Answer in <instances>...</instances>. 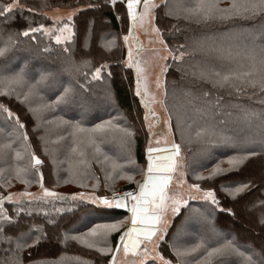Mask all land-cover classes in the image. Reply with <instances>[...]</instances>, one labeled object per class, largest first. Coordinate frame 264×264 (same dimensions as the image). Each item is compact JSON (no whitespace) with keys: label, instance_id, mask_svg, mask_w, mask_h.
Masks as SVG:
<instances>
[{"label":"trees","instance_id":"trees-1","mask_svg":"<svg viewBox=\"0 0 264 264\" xmlns=\"http://www.w3.org/2000/svg\"><path fill=\"white\" fill-rule=\"evenodd\" d=\"M13 2L0 0V6ZM193 2L162 0L155 9V24L171 52L163 102L187 180L202 189H212L219 207L204 199H190L174 218L159 252L177 264L174 247L187 248L201 241L211 247L231 241L260 264L264 260V224L260 223L264 213L260 205L264 202V91L246 81L264 78V16L250 20L185 19V9ZM207 2L227 9L233 0ZM15 3L18 7L0 17V48L5 49L0 55V194L17 190L33 193L43 187L58 195L45 196L42 192L28 198L4 199L0 213L18 223L9 227L0 221V229L12 237L27 233L23 239L29 244L40 234L37 228L44 236L22 251L15 249L14 243L0 241V264H109L125 227L108 230L105 226L127 220L128 212L114 205L72 199L71 192L113 194L114 182L107 177L110 170L126 167L130 160L136 167L146 162L149 133L144 104L135 92L136 72L124 63L123 36L130 26L126 5L121 0H116L114 7L109 0ZM54 9L68 11L62 18H54ZM169 10L172 15L166 14ZM65 24L71 29V37L60 38L58 43L56 37L64 35ZM40 25L41 31L21 34ZM180 45L179 51L186 55L174 61L172 56ZM98 67L101 71L96 76ZM21 70L23 79L17 81ZM201 71L207 79L200 76ZM228 71L251 75L245 82L233 79L223 86L213 82L215 72ZM42 72L52 75L31 88ZM65 86L73 89L70 101L54 104ZM81 103L87 112H76ZM105 104L110 108L99 110ZM250 113L256 115H246ZM241 118L259 126L263 134L238 137ZM97 124L102 127L97 129ZM77 126L82 131H77ZM200 129L205 132L197 136ZM245 150L258 154L228 170V159ZM33 155L42 163L37 165ZM157 157L168 156L155 155L154 163L166 162ZM217 165L227 171L209 179ZM200 176L204 179L197 178ZM248 182L250 188L235 198L224 191ZM222 209H231V213ZM93 229L95 236L91 235ZM184 229L187 233L179 236ZM82 236L85 243L79 239ZM101 248L111 251L101 252ZM198 259L193 254L181 264H195ZM144 264L161 263L149 259ZM219 264H244V260L230 255Z\"/></svg>","mask_w":264,"mask_h":264},{"label":"snow or ice","instance_id":"snow-or-ice-1","mask_svg":"<svg viewBox=\"0 0 264 264\" xmlns=\"http://www.w3.org/2000/svg\"><path fill=\"white\" fill-rule=\"evenodd\" d=\"M110 2L114 5L116 3V0H110ZM143 4V13L141 14V22H144L146 18L149 19V22L154 17L151 16V9L158 7L155 3L152 2V0H126V7H127V13L128 16L135 21L137 19L136 15V7L139 4ZM18 7V5L15 3V0L13 3H9L7 5L0 6V17H4L5 13H10V11L14 8ZM22 7V6H20ZM186 16L185 19L189 18H197L200 21H207L209 19H218V20H229V19H242V20H250L255 19L257 16H264V0H233V3L230 8L224 9L219 8L217 4L207 2V0H194V2L191 4L190 7H187L185 9ZM167 15H172L171 11L169 10ZM71 15H69L68 19L71 20ZM68 25L65 24L64 28H67ZM43 29V25H40L37 28H31L29 27L27 30L23 31L21 34L23 36H28L30 32H38ZM154 31L159 32V28H153ZM63 31V29H61ZM35 39V37H33ZM125 40H127V36L124 37ZM57 42H60V37H56ZM183 45L178 46L176 49V54L172 56V59L174 61L180 60L184 55H186L185 52H180L179 48H182ZM67 51V49H65ZM5 52L4 48H0V55H3ZM131 55V53H129ZM86 63V62H85ZM261 63H264V56L261 57ZM103 67V66H101ZM101 71V68L98 67L95 70V75L98 76ZM138 72L141 70L138 68ZM162 71H167L166 68L162 69ZM52 73L50 72H42L39 75V78L35 81L33 85H31V88H35L36 85H39L41 82L48 79L49 76H51ZM216 79L213 81L215 84H218L220 86H223L225 84H231L233 79L240 80L241 82H245V78L249 77L251 75L250 72H215L214 73ZM200 76L207 79L206 74L201 71ZM15 79L17 81L23 79V70H21L19 73L16 74ZM247 84L250 86H257L259 85L260 89L264 91V78H262L260 81L254 80V79H248ZM159 83V81H158ZM234 86V85H232ZM240 89L237 88V91ZM73 94V89L71 87L65 86L63 87V91L59 93L55 97L54 104L59 103H68L71 99V96ZM137 95H140L139 87L137 88ZM207 95V93H205ZM143 102V101H142ZM0 107H3L0 105ZM5 111H7L5 109ZM13 115L9 112V116ZM246 115L255 116L256 113H250ZM147 119V116L145 117ZM17 123H19L17 118ZM107 123V122H106ZM21 128L24 126L22 124L19 125ZM102 125L97 124L96 128L100 129ZM77 131H82L77 126ZM205 132V129H200L196 135L199 136L202 133ZM26 138V134H25ZM231 138H226V140H230ZM172 148L175 150L172 155L168 157H157V160L163 159L166 161L165 163H154L153 157L149 155L148 160V169L147 172L150 174L153 171H163V172H169L174 171L176 166L178 165V161L174 159L173 157H178L180 153V146L178 144H173ZM153 151H156V149H153L151 147L148 148V152L152 153ZM258 153L251 150H245L243 153L230 157L227 161L230 168L228 170H231V168H238L239 166L243 165L245 161L251 157L255 156ZM32 159L35 161L37 165L41 164L42 161L36 157L32 156ZM227 171L225 169L220 168L219 165H217L212 172L209 173L208 178L211 179L215 175ZM198 179H204V177L200 176L197 177ZM168 177L160 178V182H157L156 178H154L151 175H146V178L144 180V183L140 185V190L137 195H133L131 192L125 193L122 197H116L113 200L108 199L104 196L99 197H90L91 203L93 205H103L107 207H112L115 205L116 207H128L127 204L124 203V201L128 198L131 199L134 203L131 204V207H129V211L132 213L131 216V222L133 225H136L137 223L146 225V227L141 229H136L135 227L129 228L126 230L124 234L120 236V241L124 243V252L127 254L129 251H135L136 248L139 247V240H131V234L133 232H138L140 235L144 236V238L151 242L153 236L156 234V227L158 223H160L162 216L164 215L166 211V203L169 199L165 192V185L167 184ZM151 185V186H150ZM251 184L248 183H238L232 188H225L224 191L227 193L228 196L235 198L240 193L245 192L250 188ZM190 188L195 189L198 192H203V195L201 196V199H204L205 201L209 202L210 205H214L216 207H219V201L217 200V197L215 195V192L212 189H206L202 190L200 188L199 184H192L190 185ZM45 196H56L57 193L49 191L47 188L44 190ZM77 196H79L81 199L84 198L83 193H77L74 194L72 199H75ZM115 196V194H114ZM191 199H195V196H191ZM4 199V198H0ZM10 199V197L8 198ZM173 205H175L172 209L174 213L179 212V205L181 203L186 204V199H177L172 201ZM261 207H264V202H260ZM224 211H227L231 213V209H222ZM0 221L5 222L9 227H17V223L12 220L11 217L4 215L3 213H0ZM260 223L264 224V213L261 214L260 217ZM100 227V226H97ZM108 230H114L117 225H107L105 226ZM18 231H20L19 228H17ZM36 231L40 233L35 238L32 239L31 244H29L26 240L23 239L24 235H27V233H22L20 236L12 237L10 235H7L3 229H0V241L7 242L9 244L14 243L15 249L23 250L25 248H29L32 246H35L40 242V239L44 236V233L41 229L37 228ZM97 233L95 229L92 230L91 235L95 236ZM125 236L129 237V240H125ZM81 243H85V237L79 238ZM160 239H163L161 236ZM129 241L131 242V247H129ZM88 247H94L93 244H88ZM117 250H119V245H117ZM203 250V251H201ZM101 252L111 251V249H99ZM255 252V250H253ZM174 253L177 257V264H181V261L184 258H192L193 254H196L199 256V259L196 260L195 264H219V261L225 260L230 255H236L243 257L244 264H257V261L253 260L251 256H245L244 253L240 252L239 248H237L231 241H225L223 243H219L216 246H208L203 241L187 248H178L174 247ZM258 255V253H255ZM144 256H148V250L147 248L144 249ZM157 258L160 260L161 264H172L170 260H166L163 256L159 255L157 253ZM110 264H115V260L110 262ZM143 264V262H141ZM260 264H264V260L260 262Z\"/></svg>","mask_w":264,"mask_h":264},{"label":"rangeland","instance_id":"rangeland-1","mask_svg":"<svg viewBox=\"0 0 264 264\" xmlns=\"http://www.w3.org/2000/svg\"><path fill=\"white\" fill-rule=\"evenodd\" d=\"M126 5V0H121ZM110 2V0H109ZM153 3L159 5L162 0H152ZM111 6L114 5L110 2ZM127 8V7H126ZM155 9H151V16L154 17L150 20L146 18L144 22H141V14L143 13V5H137L136 7V15L137 19L133 21L130 17V26L128 27L127 33L123 36V47H124V63L127 67H132L136 72V82H135V92L137 93V88L139 87L140 95L139 97L143 101L144 104V119H145V127L149 133V140L148 144L145 148V156L146 162L142 165V167L132 165L131 160L128 162L126 167L117 166L114 169L110 170L108 173L109 178H112L113 182L112 186L114 185L115 190L113 194L111 193H104L103 195H99L93 191L87 190H79L75 192H71L72 196L77 193H83L84 198L83 200L91 202L89 199L90 197H99L104 196L111 200L114 194L128 192L132 190L134 193L139 192L140 185L144 183L146 175L149 173L147 172L148 169V157L152 153H160L163 149V153H165L166 149L172 147L175 143L171 123L169 116L166 112L165 105H164V79L166 71H162V69H167V59L171 56V52L168 49L167 45L165 44L160 31L156 32L153 28H157L155 24ZM68 11V10H67ZM60 9H54L51 12L52 17L54 18H62L66 16V12ZM68 14V13H67ZM63 27V26H61ZM65 29V28H63ZM67 28L64 30V35L61 36V39H64L68 34ZM127 36V40L124 37ZM66 39V38H65ZM131 53V55H129ZM13 64V63H12ZM141 71L138 72L137 69ZM58 80H63L61 77ZM159 81V83H158ZM78 106V107H77ZM76 106V112L84 113L87 112L83 108V103ZM107 105H102L99 109L101 111H106L110 107ZM147 116V119L145 118ZM230 126V122H227ZM239 128H237L238 137H244L247 139L248 135H258V133H262L260 130L261 128L257 125H249L248 119H239ZM263 134V133H262ZM250 138V137H249ZM176 144V143H175ZM151 147L156 149L152 153L148 152V148ZM115 152L122 153L120 149L111 147ZM124 152V151H123ZM127 155L130 151H127ZM161 154V153H160ZM126 156V155H125ZM152 156V155H151ZM154 156V155H153ZM175 159L179 162L176 166L174 171H171L168 175V181L165 185V192L169 197L166 203V211L162 216L160 223H158V229L156 234L153 236L151 242L147 241L145 238L141 239V245H139L136 250L129 251L127 254L124 252V245L123 242L120 241V236L126 232L127 229L130 228L132 225L131 216L132 213L128 211V218L127 220L118 222L115 229L120 227H125L119 235L118 243H119V250L116 251L115 249L112 252V257L110 262L115 260V264H143L149 259H155L159 263L160 260L157 258V253L161 255L159 252V245L164 240L166 232L170 228L171 224L173 223L174 218L176 215L181 211L182 207L188 203L191 199V196H195V199H201L203 192H198L195 189L190 188V183L187 180L186 172L184 169V159L182 153L180 151L179 156L175 157ZM134 172V173H133ZM137 173V174H136ZM160 173V172H159ZM133 183L134 186L132 188L125 187L127 184ZM151 186V185H150ZM45 188L41 187L38 190L32 192H26L24 190H17V191H10L6 194H0V198H4L5 200L10 197V199H20V198H28L34 196L36 194L44 192ZM202 189V188H201ZM206 190V189H202ZM79 197V196H77ZM80 198V197H79ZM4 199H0V204L4 201ZM177 199H186L187 203H181L179 205V212L174 213L172 211L173 205L172 201ZM128 203L131 206V199L128 198ZM99 205V204H98ZM245 215V214H244ZM185 231V232H184ZM184 231L179 234V236H183L187 231ZM163 239H160V237ZM147 248L148 256H144V249ZM116 252L115 256L114 253ZM162 256V255H161ZM166 259V258H165ZM168 260V259H166ZM109 262V264H110ZM172 264H175L172 262Z\"/></svg>","mask_w":264,"mask_h":264},{"label":"water","instance_id":"water-1","mask_svg":"<svg viewBox=\"0 0 264 264\" xmlns=\"http://www.w3.org/2000/svg\"><path fill=\"white\" fill-rule=\"evenodd\" d=\"M143 4L141 3V6H142ZM175 150L172 148V147H169V148H167L166 149V151H165V153L167 154V156H170V155H172V153L174 152ZM161 154L163 153V149L161 150V151H159ZM159 153V154H160ZM153 155L155 156V155H158V153H156V154H152V157H153ZM174 159H175V157H173ZM171 171H169V172H163V171H161L160 173L159 172H152V173H150V174H148V175H151V176H153L154 178H156V180H157V182H160V178H163V177H170V175H168L169 173H170ZM122 196H124V195H121V196H119V197H122ZM115 199V198H114ZM124 203L125 204H127L128 205V199H126L125 201H124ZM114 207L115 208H117L118 210H121V211H127L128 212V207H116L115 205H114ZM132 227H135L136 229H141V228H144V227H146V225H142V224H139V223H137L136 225H131L130 226V228H132ZM155 227H156V229H158V225H155ZM144 238V236H142V235H140L138 232H133L132 234H131V240H139V242H140V244L139 245H141V239H143ZM125 240L127 241V240H129V237L128 236H126L125 237ZM120 243V242H119ZM119 243H118V245H119ZM124 245V244H123ZM129 247H131V242L129 241ZM116 251H117V247H116ZM115 254H116V252L114 253V256H115Z\"/></svg>","mask_w":264,"mask_h":264},{"label":"built area","instance_id":"built-area-1","mask_svg":"<svg viewBox=\"0 0 264 264\" xmlns=\"http://www.w3.org/2000/svg\"><path fill=\"white\" fill-rule=\"evenodd\" d=\"M128 192H131L133 195L135 194L132 190H130V191H128ZM128 192L117 193L115 196H113V198H114V197H117V196H120V195H122V194L128 193Z\"/></svg>","mask_w":264,"mask_h":264},{"label":"crops","instance_id":"crops-1","mask_svg":"<svg viewBox=\"0 0 264 264\" xmlns=\"http://www.w3.org/2000/svg\"><path fill=\"white\" fill-rule=\"evenodd\" d=\"M66 34H68L65 38H70L71 37V29L69 28V30H67Z\"/></svg>","mask_w":264,"mask_h":264},{"label":"bare ground","instance_id":"bare-ground-1","mask_svg":"<svg viewBox=\"0 0 264 264\" xmlns=\"http://www.w3.org/2000/svg\"><path fill=\"white\" fill-rule=\"evenodd\" d=\"M133 202V201H132ZM131 207V206H130Z\"/></svg>","mask_w":264,"mask_h":264}]
</instances>
